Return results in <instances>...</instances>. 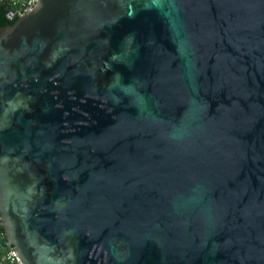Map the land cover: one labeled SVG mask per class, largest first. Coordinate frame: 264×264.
Instances as JSON below:
<instances>
[{"label":"water","instance_id":"1","mask_svg":"<svg viewBox=\"0 0 264 264\" xmlns=\"http://www.w3.org/2000/svg\"><path fill=\"white\" fill-rule=\"evenodd\" d=\"M264 264V0H38L0 26V255Z\"/></svg>","mask_w":264,"mask_h":264},{"label":"built area","instance_id":"2","mask_svg":"<svg viewBox=\"0 0 264 264\" xmlns=\"http://www.w3.org/2000/svg\"><path fill=\"white\" fill-rule=\"evenodd\" d=\"M8 1L13 8L9 9L6 17L10 20L18 19L20 16L31 11L38 3V0H0V3ZM0 264H22L11 248L6 254L0 255Z\"/></svg>","mask_w":264,"mask_h":264},{"label":"trees","instance_id":"3","mask_svg":"<svg viewBox=\"0 0 264 264\" xmlns=\"http://www.w3.org/2000/svg\"><path fill=\"white\" fill-rule=\"evenodd\" d=\"M12 8L13 6L8 1L0 3V26L12 24L15 20H17H10L6 17L7 11Z\"/></svg>","mask_w":264,"mask_h":264}]
</instances>
